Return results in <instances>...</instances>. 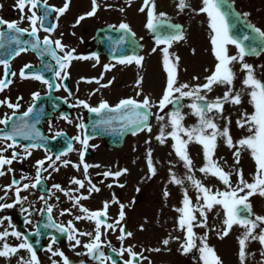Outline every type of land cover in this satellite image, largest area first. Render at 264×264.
I'll return each instance as SVG.
<instances>
[{"label": "rangeland", "instance_id": "374dc122", "mask_svg": "<svg viewBox=\"0 0 264 264\" xmlns=\"http://www.w3.org/2000/svg\"><path fill=\"white\" fill-rule=\"evenodd\" d=\"M81 2L82 3L78 0H73L72 10L70 12V19L73 25L79 27L76 37L81 39V48H85V44L91 40L89 38L93 37L92 34H94L98 28L103 26H114V28H117L121 23H127L137 38L144 44V50L140 54V56L144 58L142 66H129L127 63L125 72H123L124 68L120 70V68L117 69L115 67V69L110 67V70L105 71L107 62L115 64L118 61H109L104 57L99 58L98 62L96 59H89L88 62H91L95 68L90 65L89 69L91 71L87 69L88 75L96 76L97 78L103 76V79L100 81L101 85L108 84L109 81H112V83L108 87L98 86V83L92 84L89 88V93L81 99L86 100L91 106H97L104 100H106L109 105L115 106L122 99L132 98L137 101H142L145 96H147L151 98L154 104L158 105L167 87L168 73L164 67L163 53L162 59L160 58L159 62L158 57L155 58L153 56V53L156 51H153V49L157 47L163 49L166 46H158L147 37L148 28L146 25L148 22V9L145 8V11H140V8L144 6V0H131L130 4L129 0H97L100 7L96 14L91 17H86L79 24H76L78 17L89 12L92 8V0H85V5H83V1ZM233 2L242 13H249L246 18H248L251 23L257 28L264 30V0H233ZM155 3L157 13L164 12L166 13L167 19L180 22L184 26L185 38L173 42L169 48V53L172 56H179L178 82L187 83L192 86L205 83V77L211 75L215 71L213 64L217 59L214 55L213 45L211 43L212 33L209 28L208 17L206 14L199 12V8L202 6L201 0H190L191 7L183 10L179 8V0H155ZM121 9H123V11H121ZM237 51L238 49L235 46H228L229 55H236ZM245 62L253 65L256 77L264 81V54L255 59H248L245 57ZM133 63H135V61H133ZM118 64L120 63L118 62ZM143 64L145 66H143ZM117 66L120 67L119 65ZM151 66L153 67V71ZM232 67L233 71L236 73L233 88L235 91H243L242 102L239 105L226 103L224 105L223 116L231 119V124L229 126L230 133L233 140L236 141L249 134L247 126L245 128H240L237 126L236 121L241 118L244 112L248 114L253 113L254 107L250 103L251 98L248 94L250 89L243 85V79L247 75L246 70H241L240 63H234ZM142 69L143 72H146L147 79L150 78L149 74L151 71L156 74L153 76L154 79L152 81H145L144 84L138 86L136 82H133V79L136 78L137 74ZM157 70L158 72H156ZM197 77L198 79H196ZM121 79H123V81L120 84L119 82H121ZM96 89H99V91H96ZM227 90V85H214L213 90L206 93V95L208 100H214L216 97H222ZM201 94L203 95L205 93ZM183 100L184 105H190L193 102L191 98H184ZM169 108L170 105L163 112H160L158 107H153L151 109L152 120L150 123L152 131L148 132L144 130L135 136L128 137L121 150L110 151L106 149L104 142L99 138L90 140L91 149H89V151L91 150L92 153L90 152V157L84 158L83 162L89 165H99V167H90L87 177L91 179V183L96 185L100 191L93 192L90 198L82 199L80 203L90 211H96L101 210L103 208V202L108 201V223H114L118 218L120 210L119 204L125 205V218L121 222V226L132 233V236L121 241L118 239L121 235L119 228L115 230L102 229L103 235L101 239L104 241L102 250L109 247L117 250V247H121L122 244H124V246H122L124 248L132 247L134 251L149 252L152 257L157 258L159 263L161 261L171 263L178 255L177 252L182 250L180 247L185 242L186 229L182 230L179 227L178 221L181 213L177 211L178 208L183 207L182 202L185 189L193 205L197 203V190L186 177L188 175H194L196 179L200 180L205 186L212 188L213 191L217 189L220 191L225 190L226 186L223 185L218 178L205 175L199 171L206 163L202 145L195 142L188 145V154L192 159V171L190 173L184 161L180 159L175 149L172 147L174 140L168 136L165 142L161 143L156 138L160 134V129L165 125H169V117L166 115V113H170ZM6 110L4 113H6ZM182 112L185 117L183 121L185 127H191L199 122V118L193 114L189 107H184ZM157 113L165 116V119L158 121L156 119ZM75 114L76 113H74V115ZM209 115L216 116V122L221 128L225 126V119L217 116L215 112ZM73 117L74 116H71V118ZM164 131L165 134H167L172 131V128L170 126L164 127ZM46 134L51 136L49 131H47ZM75 141L76 140H74V144ZM149 150H151V160L158 158L155 164L152 162L156 169L155 175L149 174L143 167V165L148 162ZM15 151L24 157L22 147H17ZM81 151L82 145L79 150H77L75 145V154L68 159V161L72 162L67 166V172L62 173L64 171L62 168H60L58 172H54L52 178L49 180L50 184L47 185V189L50 193H42L37 189L36 191L38 194H36V199L40 200L39 197L41 195H45L47 199L48 194L51 195V199L48 200V203L55 205L52 212L54 221L57 224H64L65 226L68 224V221H72L78 230L85 232L86 229L94 230L95 222L87 219L75 220V216L84 215V213L80 212L79 207H73L74 201L69 199L64 192L52 188L53 184H60L65 191L71 190L73 196L88 195V189L90 188L89 183H86L88 179L84 180L85 187L83 189H80L78 185L72 183L74 178L81 180H83V177L86 178L83 169L80 168L78 170L74 167L75 164H81L83 168L78 156ZM234 151L235 149H230L226 146L222 137H218L214 159L217 160L227 172L243 169L245 180L252 182L256 172V163L250 151L244 150L241 152L238 165L235 164ZM11 153L12 150H8L5 155L10 157ZM22 162L23 160H16L13 162L10 166L13 169L12 172H7L8 166H5L6 175L0 178V196L5 195L4 188L10 184V181L12 182L14 178L17 180L19 178L20 180V176L16 174L20 175V165ZM58 164L59 166L66 167L63 165V161ZM56 165L57 164H55V166ZM133 167L140 169L142 172L141 178L133 179L132 175L130 176ZM123 169H127V172L119 178L111 176L105 177L102 175L106 171L115 172ZM172 174L182 179L184 181L183 184L172 182ZM231 180L233 185H235L237 181L235 174L232 175ZM120 184H122L123 187H119ZM108 185H112V187H108ZM77 189L79 190L77 191ZM165 192L168 193L167 196H165ZM21 196H27L30 199L33 197L29 194V189L22 191ZM57 197H59V200L56 199ZM12 198H15V196L11 192L7 194L5 200H0V203H9ZM113 198L118 200L119 204L112 203ZM41 202L44 203L43 201ZM250 203L252 205V212L255 215L264 216V197L258 194L254 195L250 197ZM20 207H22L20 204L16 206V208ZM63 209H72L71 214L66 213L65 215H60ZM28 211L30 212L29 209ZM217 213H219V215H217ZM24 214L28 215L27 212H23V215ZM7 215L8 212L3 211V213L0 214V218L8 217ZM196 216L197 221H199L201 217L198 212ZM28 217L30 219V216ZM224 219L225 213L221 206L217 205L208 214V227H194V232L197 236H202L207 232L208 244L215 249L216 253L218 252L219 255L224 257L223 262L226 264H264V245L260 244L258 240H249L246 242V259L241 262L239 257V239L242 238L245 229L239 225H234L227 236L220 238L221 233L226 227L223 223ZM16 221L15 230L24 234L30 230V223L25 222L23 224L18 221V219H16ZM5 222L9 224L8 220H5L4 223ZM31 222L33 224V220ZM2 225H0V229ZM81 225L83 226L81 227ZM261 228H264V225H261ZM261 228L257 229V233ZM0 232L3 231L0 230ZM176 237H179V239H176ZM78 238L81 240V236ZM7 239L9 240V237H7ZM83 239L85 242H81V245L78 247H73L74 241H70L68 236H66L63 240H57L60 242L52 245L53 251L60 250L63 251L66 256L76 258L81 255L82 250L87 256V264H100V261L97 259L91 261L92 255L88 254L87 250L83 247L84 243H88L89 241L85 239V236ZM165 239L170 240L168 245L163 244V240ZM4 240L0 241L5 243ZM109 242L110 246H108ZM7 243L10 244V246H17L21 243V240L15 237ZM199 243V240H197V244ZM48 245L49 244L37 255L40 264H53V261H56L57 264H62V258L60 256H53L52 253L47 250ZM153 249L160 250L154 251ZM28 253L25 249H21L10 257L0 258L4 259L2 260V262H4L2 264H20L21 257H23L24 260L29 259L28 257H30V255H28Z\"/></svg>", "mask_w": 264, "mask_h": 264}, {"label": "snow or ice", "instance_id": "6c2138e0", "mask_svg": "<svg viewBox=\"0 0 264 264\" xmlns=\"http://www.w3.org/2000/svg\"><path fill=\"white\" fill-rule=\"evenodd\" d=\"M71 0H65V3L61 7H55L48 5V0H17V7L21 12L20 21H6L0 18V25H6L7 29L14 32L16 35L13 37L16 44L21 45L22 43L30 44L33 50H37L39 54L44 56H51L55 59L56 65L59 66V70L55 71V78L57 83L50 82L42 72L32 73V77L36 80L44 83L48 89L51 91L53 89L59 90L61 87L68 92L69 96L73 93L68 88L66 84L61 83L69 78V73L67 72L68 67H70L71 62L76 59H89V57L77 56L75 48H69L64 45L60 39L53 40L50 35L44 36L43 40L39 37L38 33L41 29L46 33H52L56 30L58 25L45 26L50 14L55 13V19L58 21L59 17L64 15V13L69 9ZM131 0H129V4ZM202 6L199 8L200 13L206 14L208 17L209 28L211 30V43L213 45L214 55L218 61L215 66V71L205 77L206 82L203 84H196L194 86L187 83L178 82V64L179 56H172L169 53V48L174 41H179L184 39V33L180 30L178 25H169L173 31L168 32L166 35L157 36V44L167 45L162 49L163 51V61L164 67L168 73L167 87L159 100L158 105L154 104L150 97L145 96L142 101H137L132 98L122 99L114 107L110 106L109 103L104 100L101 101L98 106H91L86 100H77L74 106H83V108L96 114L107 113H121L122 119L127 121L128 125H137V130L148 132L152 131L151 125L148 122L149 117L152 115L151 109L153 107H158L160 112H163L169 105H173V110L170 113H166L169 117V125L172 128L171 132L165 134L164 127L160 129V134L156 137L161 143H164L168 136L174 140L172 147L175 149L176 154L184 161L185 166L192 171V159L188 154V145L190 143H198L203 146L204 159L206 163L203 167L199 169L200 172L205 175H211L218 178L223 185H225V190L220 191L217 189L213 191L212 188L205 186L200 180L196 179L194 175H188L187 180L191 181L192 186L197 190V203L193 205L191 198L188 196L187 190L184 191L183 207L178 208L177 211L181 213L179 218V227L182 230L186 229L185 242L181 245V248L185 253L191 252L196 249L200 253V260L203 264H223L221 258L216 253L215 249L210 246L207 242V232L202 236H197L194 232V227H208V214L213 210L215 206H221L225 213V219L223 221L226 225L225 229L220 235V238L227 236L229 231L234 225H239L245 229L242 238L239 239L240 251L239 257L241 262L246 259V242L249 240H258L260 244L264 245V216L255 215L252 212V205L250 203V197L254 195H260L264 197V81L258 79L255 74L253 65L245 62V57L249 54H257L260 45L256 44L257 40H264V30L252 27V31L256 33V36L251 37V43L245 45L244 41H249V35H243L242 39L237 36L235 32L231 29V24L229 17L235 16L237 21L239 16L247 17L249 13H240L237 16L232 8L234 6L233 0H201ZM0 7H3L0 5ZM28 7L29 15L24 14V9ZM43 8L42 14H37V9ZM100 5L97 0H92V8L89 12L81 15L76 20V24H79L86 17H91L96 14ZM190 0H179V8L183 10L185 8H190ZM148 9V22L147 28L150 30H158L160 26L166 23V13L156 11L155 0H144V6L140 8V11H145ZM123 11V9H121ZM195 11V10H193ZM27 19L30 23V28H21L20 23ZM75 26V25H74ZM114 27V26H113ZM120 29L125 30V34H131L135 36V33L131 31L130 26L127 23H121L119 25ZM27 34L34 39L27 42H21L19 39L20 34ZM5 32L0 30V48L4 47ZM235 46L238 51L236 55H229L228 46ZM29 49L24 46L17 47L14 49V54L16 56L20 55L21 52L28 51ZM63 52V55H58L57 51ZM156 49L154 48L153 51ZM264 50V49H261ZM11 54V53H9ZM97 62L99 61V56L94 55ZM143 57L139 55L135 56H122L119 57V63H132L135 61L137 65L142 66ZM175 61V62H173ZM234 63L241 64V70H246V77L243 79V85L250 89L248 93L250 96V103L254 107V112L248 114L244 112L241 118L236 121V124L240 128H245L247 126L248 135L243 136L236 141L233 140L230 133L231 119L224 117V105L226 103L239 105L242 102L243 91H235L233 88V82L236 78V73L233 71L232 65ZM0 64L4 66L3 77L0 78V92H3L11 83L12 80L9 77H15L17 73L10 72V61L8 59H0ZM50 64H45L43 70H51ZM110 67L114 65H105V71L110 70ZM31 65H25L24 69H28L31 72ZM24 69L20 70V77L27 78ZM83 79V78H82ZM96 83H100L103 79L101 76L99 79H95ZM198 79V77L196 78ZM143 81V77H140L137 84L140 85ZM88 83L93 82L92 80L86 81ZM112 81L108 84H102L101 87H108ZM227 85L228 90L224 92L222 97H216L214 100H208L206 93L213 90L214 85ZM99 91V89H96ZM205 93V94H201ZM95 94V93H93ZM33 100L37 101L40 99V93L35 92L32 94ZM139 95V93H138ZM184 98H191L192 103L190 105H184L182 100ZM23 99L19 97L16 103L11 102L10 99L0 100V106H7L12 109V115L5 114L2 119H0V124L7 126L11 121V130L7 132H0V140L11 141V143H6L3 147H0V176L6 175L5 166L7 167V172H12L13 169L10 167L13 161L23 160L26 156H31V150L35 148L42 147L40 142L44 138L35 130L34 125L29 123L31 114L34 112L35 104L30 105L26 111L21 115H17L18 110L21 105L19 100ZM184 107H189L193 114L199 118V122L191 127H185L183 121L185 119L182 109ZM215 112L217 116L225 119L226 123L223 128L216 122V116L209 115ZM16 117L17 119H13ZM68 120L67 116L63 117ZM114 117H109L108 119H101L97 124L93 125V128L110 124ZM156 119L162 121L165 116L156 114ZM69 122H71L69 120ZM80 129L84 130L86 128L85 124L81 122L77 125ZM56 135H61V133H56ZM40 136L37 140L36 137ZM17 137H23L26 140H32L34 142L29 143L24 146L23 152L24 157L15 151L18 146ZM186 137V138H185ZM222 137L224 143L230 149H235L234 157L235 164L238 165L240 162L241 152L244 150H249L252 158L256 163V172L253 176L252 182L245 180L243 169H236L234 172H227L219 164L217 160L214 159L215 151L217 148V138ZM73 140L79 141L82 145V151L80 153V161L83 165V171L85 173L86 179L90 188L88 189V195H77L73 196L71 190L65 191L60 184H53L52 188L64 192L65 195L74 201L73 207H79L80 212L84 215H77L74 217L75 220H90L95 222L94 235L93 232L80 231L75 227L72 221H68V224L55 223L52 212L55 205L49 204L48 200L51 199V195H48L47 199L45 195H41L39 199L44 202L45 208L39 211L47 213L48 223L44 227H54L58 229L61 233H67L68 239L74 241L73 247H78L81 245V240L78 238L80 236H88L91 239L88 243H85L83 247L87 250V253L92 255L94 259L100 261V264H106V261H110V264H117V261L111 256H106L102 250L104 241L101 237L103 235L102 229H113L119 228L121 235L118 237L119 240L123 241L125 237L132 236L131 232H126L125 228L121 226V222L125 218L124 208L125 205L119 204V201L113 198L112 203L119 204L118 218L114 223L107 222L109 202H103V208L101 210L90 211L88 208L84 207L80 202L82 199H88L91 197L93 192H99L100 189L91 183V179L87 177V172L90 167H99V165H89L84 163V154L87 152L89 147L90 136L85 134L83 138L81 136H76L72 138ZM12 149L11 156L8 157L4 153ZM72 147H68V151H72ZM66 154V153H65ZM60 155L55 157V160H60ZM46 162L48 166L45 167ZM71 162L68 160L63 161L64 166H68ZM148 165L152 175L156 174L155 166L151 160V150L148 152ZM75 168L78 170L81 168V164H75ZM51 168L52 171H59V167L55 166V161L52 155H48L45 159L38 160L36 162V177L32 183H23L21 181L29 179L27 176H21L20 180L13 179L11 184L5 186V195L0 196V200H5L8 191L14 190L15 199L12 203H0V211L4 209L13 208L17 204L22 206V211L27 212L28 216L32 213L28 211V208L23 207V203L27 201V196H21L22 191H26L29 188H36L42 181L46 179L42 177L41 172H47ZM127 172V169L118 170L115 172L106 171L102 175L105 177H115L119 178L121 175ZM235 174L237 181L233 185L231 177ZM51 173H49V177ZM172 182L176 184H183V180L179 179L172 174ZM72 183L79 186L80 189L85 187V181L81 179H73ZM112 187V185H108ZM119 187H123L122 184ZM79 189H77L78 191ZM168 193L165 192V196ZM59 200V197L56 198ZM31 207V205H29ZM72 209H63L60 215L71 214ZM199 213L201 219L197 221L196 213ZM219 215V213H217ZM254 217V218H253ZM8 220L13 231L10 233L7 229L0 232V240H4L7 236L12 235L17 239L21 240L17 246H10L8 243H4L2 248H0V257H10L16 254L21 249H25L30 253L28 260H24L23 257L20 258V264H40L39 258L37 256L36 249L33 243L30 242L29 235H26L20 231L15 230V226L11 225L10 217L0 218V225ZM27 223H31L28 219ZM261 230L257 233V229ZM35 235H40V228L37 227L35 230ZM179 239V237H176ZM199 240V244H197ZM169 239L163 240L164 245H168ZM57 243V238L55 236L51 237V243L48 245V251L52 253L53 256H60L62 258V264H72L69 258L64 254L63 251L57 250L53 251L52 245ZM110 246V242L109 245ZM154 251H159L160 249H153ZM113 251H117L113 249ZM128 253L129 259L124 260L123 264H139V259H146L143 257L142 253H137L132 247L124 248L121 247L118 250V255L123 257L125 253ZM53 264H57L53 261Z\"/></svg>", "mask_w": 264, "mask_h": 264}, {"label": "water", "instance_id": "95a60500", "mask_svg": "<svg viewBox=\"0 0 264 264\" xmlns=\"http://www.w3.org/2000/svg\"><path fill=\"white\" fill-rule=\"evenodd\" d=\"M169 25H171V24L164 23L162 26H160V28L157 31L161 30L163 32L166 30V28L173 31V29H171L169 27ZM180 30H181V28H180ZM100 33L102 34V37L99 38V41H101V43L103 42V45H106L105 48L107 49L106 53H107L108 57L119 58L122 56L129 55L132 52L138 53V51L140 50V46L137 44V42H135L132 39L131 34H127V35L125 34V30L113 31V30H110L108 28H105V29L101 30ZM105 33L108 34L106 41L103 38ZM243 35H249L250 40L244 41V43L246 45L250 44L252 42L251 37L254 36L253 33L249 29H245L244 31L239 32V36L243 37ZM256 44H259L260 49H261V47L264 43L262 42V40H257ZM126 122L127 121L122 120V118L120 120H118L116 126H118V128H119L117 131V133H119V134H118L117 140L114 141L117 143H112V145H111L112 148H120L123 145V139L127 133H135V132L139 131V130H137V128H138L137 125L125 126L127 124ZM92 123H95V120ZM104 137H106V136H104Z\"/></svg>", "mask_w": 264, "mask_h": 264}, {"label": "bare ground", "instance_id": "6f19581e", "mask_svg": "<svg viewBox=\"0 0 264 264\" xmlns=\"http://www.w3.org/2000/svg\"><path fill=\"white\" fill-rule=\"evenodd\" d=\"M78 1H80V3H82L81 1H83V5H85V0H78ZM153 56L155 57V58H157L158 57V53H154L153 54ZM153 59V58H152ZM120 65V64H119ZM133 65L136 67L137 66V64L136 63H133ZM143 66H145L144 64H143ZM117 67V66H116ZM122 66H120V68H121ZM138 67V66H137ZM87 68V65L86 64H81V62H79V63H76L75 65H74V67H73V73H79L80 75H81V72H85V69ZM140 68H141V66H140ZM152 75H154V73L152 72L151 73ZM140 77H143V81H142V83L141 84H144V82L145 81H147V82H150L151 81V78H149V79H147L146 78V72H143V69L137 74V76H136V78L135 79H133V82H136V84H137V81L139 80V78ZM145 78H146V80H145ZM178 78H179V76H178ZM121 82H119L120 84L122 83V81H123V79H121L120 80ZM138 85V84H137ZM139 86V85H138ZM137 86V87H138ZM81 91V90H80ZM76 95H77V98H78V100H79V98L80 97H82V95H81V93H76ZM83 111L81 108L79 109V111ZM79 119H80V116H79ZM81 120H82V118H81ZM74 155H67V156H65V158H67V160L69 159V157L71 158V157H73ZM158 158H156V159H152V162L155 164V162H156V160H157ZM72 162V161H71ZM32 163V162H31ZM31 163H29L28 164V166H31ZM153 164V165H154ZM143 167H144V169L149 173V174H151V172H150V169H149V165H148V162L147 163H145L144 165H143ZM61 168H63V167H61ZM65 170V169H64ZM132 175V178L133 179H138V178H141V176H142V172L140 171V169H136L135 167H133V170H132V172H131V174H130V176ZM60 194H61V192H60ZM27 203H29V202H27ZM9 213H12V215H13V217L15 218V219H18V218H21L22 217V215H21V207L20 208H14V210H9ZM1 228L5 231L6 229L8 230V223H4L2 226H1ZM85 232H93V235H94V230H91V229H86L85 230ZM84 236H81V242H85L84 241ZM85 239L87 240V241H89L91 238L90 237H88V236H85ZM2 244H3V242H1L0 241V248H1V246H2ZM0 264H2V263H0Z\"/></svg>", "mask_w": 264, "mask_h": 264}]
</instances>
